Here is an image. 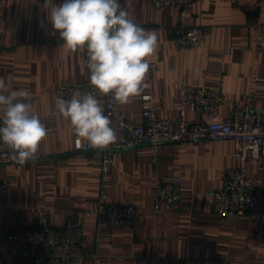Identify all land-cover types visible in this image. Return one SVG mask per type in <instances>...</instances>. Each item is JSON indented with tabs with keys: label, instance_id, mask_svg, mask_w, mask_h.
<instances>
[{
	"label": "crops",
	"instance_id": "1",
	"mask_svg": "<svg viewBox=\"0 0 264 264\" xmlns=\"http://www.w3.org/2000/svg\"><path fill=\"white\" fill-rule=\"evenodd\" d=\"M121 7L158 38L148 58L146 87L129 103L119 104L128 118L142 123L145 105L159 116L178 118L185 84L219 88L223 116L248 96L255 108L264 107V0H193L185 23L207 26L211 35L187 50L173 39L180 22L177 10L158 8L151 0H123ZM46 17L44 2H0V78L8 91L29 92L25 102L47 129L38 158L0 168V224L31 226L39 209L47 207L51 223L61 226L75 211L84 229V246L100 261L80 257L71 264H264V217L219 216L213 211V192L222 186L227 168L235 165L232 140L167 143L159 151L140 146L115 153L107 201L135 204L145 217L136 232L125 226L98 230L102 156L74 150L72 125L56 105L57 86L89 81L87 53L66 50ZM96 98L105 110L104 95ZM187 117L193 122L206 119L200 112ZM247 170L264 188V162L252 161ZM158 176L181 179L177 210L154 207ZM0 264L30 263L11 257Z\"/></svg>",
	"mask_w": 264,
	"mask_h": 264
},
{
	"label": "built area",
	"instance_id": "2",
	"mask_svg": "<svg viewBox=\"0 0 264 264\" xmlns=\"http://www.w3.org/2000/svg\"><path fill=\"white\" fill-rule=\"evenodd\" d=\"M151 1L158 8L178 11L180 22L173 29V39L181 50L197 47L211 35V29L207 26H190L185 23L193 0ZM122 2L120 0V4ZM126 11L131 18L130 11ZM76 91L91 92L95 96L99 94L92 88L90 81H87L82 84H61L56 87V96L70 99ZM149 97L145 96L146 99ZM104 99L105 115L111 119V126L118 133L117 142L104 149H92L74 135L75 151L90 152L93 156L100 153L102 156L103 178L96 212L99 231H115L125 226L136 232L145 217L135 204L107 201L115 153L140 146H153L159 151L167 143L232 140L235 143V165L227 168L222 186L213 192V211L219 216L239 217L245 213H253L264 217V188L254 183L247 170L252 161L264 162V107L255 108L252 96H248L244 103L236 104L230 115L223 116L221 108L224 102L219 88L185 84L179 95L178 118L159 116L149 105H145L142 123L128 118L119 104L113 103L111 94L104 95ZM189 112H200L206 119L200 122L190 121L187 117ZM12 156L13 153L7 146L0 144V168L18 164ZM181 182L180 178H156L154 207L157 210L174 211L180 207ZM6 183L3 182V185ZM11 257L25 258L30 264H71L80 257H93L96 262L100 261L96 253L88 251L84 246V229L76 212L70 213L65 224L56 226L50 221V209L47 207L39 209L36 222L31 226L8 228L0 224V263Z\"/></svg>",
	"mask_w": 264,
	"mask_h": 264
},
{
	"label": "clouds",
	"instance_id": "3",
	"mask_svg": "<svg viewBox=\"0 0 264 264\" xmlns=\"http://www.w3.org/2000/svg\"><path fill=\"white\" fill-rule=\"evenodd\" d=\"M47 20L71 52L84 49L92 88L113 103L127 104L141 94L158 38L129 17L120 0H44ZM24 89L8 91L0 78V144L23 165L36 159L47 135L41 119L32 114ZM60 115L72 125L74 135L92 149H104L118 140L111 119L96 96L76 91L70 99H56Z\"/></svg>",
	"mask_w": 264,
	"mask_h": 264
},
{
	"label": "water",
	"instance_id": "4",
	"mask_svg": "<svg viewBox=\"0 0 264 264\" xmlns=\"http://www.w3.org/2000/svg\"><path fill=\"white\" fill-rule=\"evenodd\" d=\"M255 14H256V13H255ZM255 14H254V15H255Z\"/></svg>",
	"mask_w": 264,
	"mask_h": 264
}]
</instances>
